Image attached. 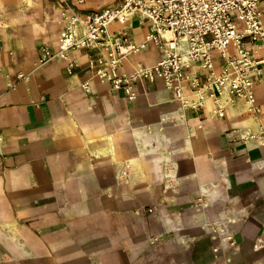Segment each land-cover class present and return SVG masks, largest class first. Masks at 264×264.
<instances>
[{
	"label": "crops",
	"instance_id": "obj_1",
	"mask_svg": "<svg viewBox=\"0 0 264 264\" xmlns=\"http://www.w3.org/2000/svg\"><path fill=\"white\" fill-rule=\"evenodd\" d=\"M76 2L0 0V264H210L225 225L253 243L264 227V51L257 114L242 101L223 118L210 102L181 111L161 85H138L128 102L93 77L99 50L71 51L70 73L39 64L41 48L58 52L67 5L98 13L116 0ZM123 32L138 45L148 29L132 18ZM162 53L149 43L118 72Z\"/></svg>",
	"mask_w": 264,
	"mask_h": 264
},
{
	"label": "built area",
	"instance_id": "obj_2",
	"mask_svg": "<svg viewBox=\"0 0 264 264\" xmlns=\"http://www.w3.org/2000/svg\"><path fill=\"white\" fill-rule=\"evenodd\" d=\"M261 5L264 0H116L114 6L88 14L67 5L58 52L41 48L38 61L40 65L64 61L70 73L71 51L96 49L103 56L93 77L108 83L113 93L128 102L136 99L138 85L147 91L161 85L181 111H202L210 102V115L223 118L228 107L242 101L250 113L257 114L254 78L261 75L263 62L254 54L264 51ZM132 18L148 29L138 45L123 32ZM114 24L122 29L110 32ZM237 24L242 25L241 31ZM149 43L163 48L157 64L119 74L125 58L146 50ZM229 48L235 55H227ZM193 68L199 72L190 74ZM81 87L89 91L87 82Z\"/></svg>",
	"mask_w": 264,
	"mask_h": 264
},
{
	"label": "rangeland",
	"instance_id": "obj_3",
	"mask_svg": "<svg viewBox=\"0 0 264 264\" xmlns=\"http://www.w3.org/2000/svg\"><path fill=\"white\" fill-rule=\"evenodd\" d=\"M117 29L118 26H114L110 31ZM259 233L252 243L251 232L244 231V239L238 241L230 225L213 229L210 264H264V227Z\"/></svg>",
	"mask_w": 264,
	"mask_h": 264
}]
</instances>
